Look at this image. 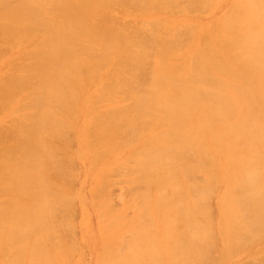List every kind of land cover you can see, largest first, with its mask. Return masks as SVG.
<instances>
[{"label": "bare ground", "instance_id": "6f19581e", "mask_svg": "<svg viewBox=\"0 0 264 264\" xmlns=\"http://www.w3.org/2000/svg\"><path fill=\"white\" fill-rule=\"evenodd\" d=\"M209 1L193 0L191 8ZM167 8L180 9L172 0H0V119L12 123L0 134V246L19 245L16 253L8 249L13 261L36 254V264H49L43 253L54 247L41 238L57 233L59 141L78 113L87 116L80 131L101 188L110 167L122 168L127 180L135 174L143 184L148 217L154 206L182 216L174 221L162 214V241L141 231L125 255L105 238L98 264H143L137 251L162 246L170 260L176 253L191 259L197 246L183 250L177 225L198 216L200 204L185 202L203 197L192 173L216 171L212 158L220 147L242 175L229 184L234 198L227 209L239 211L242 220L229 219L227 231L242 243L245 236L238 234L264 227L257 218L264 213V0H235L211 25H188L185 34L157 16ZM116 11L140 20L129 25ZM152 51L153 69L143 82L135 70ZM134 142L137 147L116 162L117 151ZM213 174L204 187L217 182ZM256 206L255 218L243 217ZM197 218L199 241L203 225L212 222ZM109 220L113 229L114 216ZM8 250L3 261H11Z\"/></svg>", "mask_w": 264, "mask_h": 264}, {"label": "rangeland", "instance_id": "374dc122", "mask_svg": "<svg viewBox=\"0 0 264 264\" xmlns=\"http://www.w3.org/2000/svg\"><path fill=\"white\" fill-rule=\"evenodd\" d=\"M175 1L177 3L172 0L174 4L180 7L179 10L178 8L172 11L170 8L163 9L158 12L159 14L157 16H162L176 22L175 24H178L179 30L181 31L182 29L183 34H185L188 25H195L199 28H205L211 25L215 20L222 17L235 0H210L199 9L191 8L193 0ZM167 10L168 12H166ZM133 15L115 12L116 17L129 25H132L136 20H140L139 15ZM148 18L151 17L149 16ZM180 24L184 27L181 28L179 26ZM141 33L145 39H148L150 36L149 31ZM152 58L153 51L152 54L150 53L141 61L135 70L137 71V78L143 82L149 80L151 69H153L154 65V58ZM1 66L2 63L0 64V68ZM257 70H260V68ZM260 71L264 72V68H261ZM86 119L87 116L84 113L76 114L61 132L59 143L62 150H59L58 153V163L63 167V174L60 177L61 188L58 190V195L55 199V221L53 223L57 229V233L50 234L48 238H41L46 245L49 241L52 244L51 246L54 247L52 248V252L49 251V254H47V250L43 253L49 259V264H98L105 238L110 239L108 247L116 249L120 254L125 255L139 241L141 231L145 235L147 234V238L160 242L165 233L163 222L159 218L162 214L164 217L166 212L158 211L160 207L154 206L157 211L153 212L151 218L147 216L146 212L148 207L142 203L140 196L144 191V186L135 174H129L127 180L122 168L117 169L115 166H112L114 168L110 167L108 172H113L106 173L108 175L105 178L104 187H100L102 182L101 174L98 173V167L94 163L95 166L92 165V160L88 155L87 147H85L86 144L83 142L84 140L80 131V127L86 122ZM11 124L0 119V134L2 131L8 130ZM136 147L137 144L134 142L128 147L119 149L116 153L115 161L125 159ZM225 154V149L220 147L216 150L215 156L212 158L217 166V170L214 171L217 176L216 178L215 174H213L214 172L198 171L192 173L193 180L197 182V186L202 188L203 197L198 196L199 199L194 196L196 200H192L197 201L196 203L192 200L190 202V199L185 202H189V205L192 204L194 207L200 204L199 207H196L197 211L199 208V213L196 212L197 217H200L199 219L205 225L209 222L212 223H209L210 226L206 225V227L208 226V229L205 227L206 230L203 225L202 228L206 233L205 236L203 234L202 236L199 235L200 238L203 237L201 239L199 238V241H197V235H195L197 230L193 229L194 221H198L197 217H195L197 218L195 220L194 215L193 218L188 216L187 226H184L183 223L177 225L178 229L176 231L178 232L179 230L180 232L181 230L184 235V237H182L183 235L181 236V239L183 238L185 240H180L179 244L183 247L185 244L188 248L184 247L186 249L183 250H190V247L195 248L197 246L195 248L197 252L193 251V253L191 251V259L186 256L180 259V255L177 257L178 254L176 253L173 260L175 261V257L178 260H176L177 262L175 261V264H181L180 262L183 264H192L193 260V264H264V227L259 232L253 233L246 229L245 232L238 234L241 237L242 234L245 236L243 238L246 240L243 239L244 242L242 241V243L239 241V236L231 235L227 231L226 223L230 221L229 219L232 217L235 218V215H238L236 218L242 220V216L239 217V211L237 212L236 210V213L234 210L229 213L227 210L233 201L232 198H234L230 193V191L233 193V190L230 189L229 184L231 181L241 179L242 175L236 173L235 164ZM260 168L262 173H264V163L260 165ZM210 173L213 174L217 182L215 181L216 183L214 182L211 186L204 187V180L206 176L210 177L212 175ZM214 178L213 180H215ZM190 187L194 188L193 186ZM192 196L187 192L186 186V197L192 198ZM4 202L5 199L0 197V206ZM202 202L204 203L202 204ZM3 207L5 206L3 205ZM189 207L191 208V206ZM258 209L260 208L256 206L254 210H250L243 217L255 218L257 216L256 213H259ZM201 212L203 216L205 215L204 218L211 219V221H205L201 216ZM169 214L170 216L167 214L165 218L171 217V220H173L174 217V221L176 217L182 218V216H177L174 213L172 214V212ZM111 215L114 216L113 229L110 227L109 216ZM257 218L260 221H264V213L259 214ZM200 220L199 223L201 222ZM165 221L168 222V220ZM204 223H201V225ZM178 234L180 235V233ZM206 234H208V238H206ZM185 236L192 239L195 238L196 243H193L192 240H189ZM229 238H232L230 239L231 241ZM7 244L8 241L0 246V264H36V261L39 259V255L31 254L27 259L13 261L10 250L12 249L14 250L12 253H16L19 245L17 246V243L12 241L8 248V246L6 247ZM5 247L7 248L6 250L10 249L8 251L10 252L9 257L11 261L8 257H6L8 259L7 261H3L5 259L2 260V257L7 253ZM162 247L161 251L158 247H154L151 251L147 252L144 249L137 251L143 258L144 262H141L143 264H173V260L168 259L167 248ZM2 251H5V254Z\"/></svg>", "mask_w": 264, "mask_h": 264}]
</instances>
